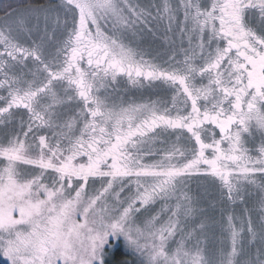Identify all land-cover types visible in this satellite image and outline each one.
Here are the masks:
<instances>
[{"label":"snow or ice","instance_id":"snow-or-ice-1","mask_svg":"<svg viewBox=\"0 0 264 264\" xmlns=\"http://www.w3.org/2000/svg\"><path fill=\"white\" fill-rule=\"evenodd\" d=\"M0 12V252L11 264H104L110 236L143 264H264V0H59ZM121 78L170 96L125 103L114 95ZM90 181L101 187L88 194ZM193 181L205 195L215 187L208 208ZM157 200L167 220L135 226L136 204Z\"/></svg>","mask_w":264,"mask_h":264},{"label":"rangeland","instance_id":"rangeland-1","mask_svg":"<svg viewBox=\"0 0 264 264\" xmlns=\"http://www.w3.org/2000/svg\"><path fill=\"white\" fill-rule=\"evenodd\" d=\"M52 1V5H56L59 0H51ZM27 2L26 0H11L9 1L8 4H23ZM134 3H138L139 5H141L142 7H150L153 4L156 3H161L162 0H133ZM50 4V3H48ZM103 29L106 32H111V23H105V22H101ZM154 45H159L158 41H153L151 38L146 37L145 40L142 43V46H154ZM160 46V45H159ZM164 50L162 48H160V54H163ZM17 119H19V116L17 117ZM15 123V121L13 122ZM4 134V128L0 127V136H2ZM260 142V134L258 132H256L255 130L253 131L252 136L250 137L249 140V144L250 146L258 145ZM148 159H155V157H149ZM21 171L24 174H29L33 171L32 166H26V165H21ZM199 186L198 190L196 191H190V193L193 196L196 197H200L201 198V203L204 205L205 208H208V201L211 200H215L217 198V192L215 190V187L211 184L207 185V188L209 189L207 195H205V184L203 181L199 182V183H194V187ZM101 187L100 181H90L89 182V186L86 187V193L91 194L96 192L97 190H99ZM193 184H191L190 186V190L192 189ZM131 191V189L129 188H125L124 192L120 193V198L121 200H124L125 197L129 194V192ZM259 198V193L253 191V190H249L248 193L245 194V201L246 204L249 208H251L254 203L256 202V200ZM107 203L109 206H113L117 204V201L115 199L114 196L112 195H108L107 196ZM99 204V202H98ZM164 202L157 200L155 203L150 204L148 206L145 207H141V205L139 204V202L136 204V208H139L140 211L139 212H135L134 213V224L135 226H139L141 228L144 227L146 221L148 219H151L153 216H155L157 213H159V219L156 220L157 224H161L163 222H165L168 218V216L170 215L171 209H169L168 211H161L162 206H163ZM125 205H121L120 207H124ZM233 207H235L237 212L241 211V205L239 204V202L237 203V205H234ZM209 212L211 215L217 216L218 217V212H214L211 209H209ZM122 248V250L124 251L125 254H127L128 258L123 260L124 264H143L144 258L141 257L139 254L134 253L130 247L128 246L127 242L125 241L123 236H110L108 243L105 245L104 247V264H117L115 263V253L117 252V248ZM209 247L210 248H218L219 244L216 241H210L209 242ZM169 250L171 251L172 249L175 248V241H171L169 243L168 246ZM0 263L2 264H11V261L8 260L3 254L2 252H0Z\"/></svg>","mask_w":264,"mask_h":264},{"label":"flooded vegetation","instance_id":"flooded-vegetation-1","mask_svg":"<svg viewBox=\"0 0 264 264\" xmlns=\"http://www.w3.org/2000/svg\"><path fill=\"white\" fill-rule=\"evenodd\" d=\"M173 2H175V0H173ZM143 47L148 49L153 56H155L157 52H160L159 45H154L152 47L150 46H143ZM121 79H122L121 87L118 89L116 93H114V95L121 98L125 103L133 102V101L135 102L148 101L157 98L158 95L170 96V91L165 92L161 88H156V87H145L143 89H137L131 87L130 85H127L126 83H123L124 78ZM144 83L147 84V81H144ZM155 83L158 84L159 82H155ZM18 112L20 115H23L24 110L21 109L18 110ZM244 138L246 140V145L251 148L252 146H250L249 144L250 137L247 134H245ZM196 190H198L197 187H192L190 191L192 192Z\"/></svg>","mask_w":264,"mask_h":264},{"label":"trees","instance_id":"trees-1","mask_svg":"<svg viewBox=\"0 0 264 264\" xmlns=\"http://www.w3.org/2000/svg\"><path fill=\"white\" fill-rule=\"evenodd\" d=\"M9 1L11 0H0V8L6 7L9 3ZM27 2H36V3H44V4H48V3H52L51 0H26ZM3 13L0 12V15H2ZM194 183H198L196 181H193V187H194ZM197 188H199V186H196ZM128 256L127 254L124 253V251L122 250V248H117V252L115 253V263L117 264H124L123 260L127 259ZM2 264V263H0Z\"/></svg>","mask_w":264,"mask_h":264}]
</instances>
